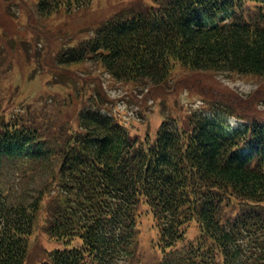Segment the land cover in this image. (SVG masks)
<instances>
[{
    "label": "trees",
    "instance_id": "obj_1",
    "mask_svg": "<svg viewBox=\"0 0 264 264\" xmlns=\"http://www.w3.org/2000/svg\"><path fill=\"white\" fill-rule=\"evenodd\" d=\"M91 2L37 0L35 11L48 17ZM84 62L152 86L175 65L264 78V0H157L121 11L57 60ZM7 103L2 97L0 264H26L41 218L56 246L39 264H140L145 232L159 264H175V255L178 264H264V120L230 129L233 110L213 105L165 118L140 138L93 97L61 126ZM15 161L40 185L17 193L3 182ZM194 222L198 243L184 246Z\"/></svg>",
    "mask_w": 264,
    "mask_h": 264
},
{
    "label": "rangeland",
    "instance_id": "obj_2",
    "mask_svg": "<svg viewBox=\"0 0 264 264\" xmlns=\"http://www.w3.org/2000/svg\"><path fill=\"white\" fill-rule=\"evenodd\" d=\"M36 2L0 0V103L2 97L8 99L14 106L13 114L28 116L31 110L61 126L74 118L78 102L93 97L140 138H152L165 118L182 119L193 111H208L213 105H229L231 115L242 120L264 119L262 77L192 71L175 65L164 84L152 86L118 82L91 62L57 63L58 57L91 37L94 29L114 14L143 10L157 0H92L79 11H61L48 17L36 13ZM14 172L10 169L3 182L10 178L17 193L40 185V181L32 182L30 175L17 176L15 182ZM40 215L45 218L44 213ZM43 224L41 218L29 238L26 264H39L45 259V251L56 246ZM142 237L140 264H159L160 255L151 249L148 233Z\"/></svg>",
    "mask_w": 264,
    "mask_h": 264
}]
</instances>
